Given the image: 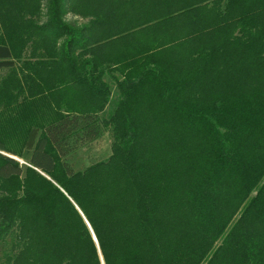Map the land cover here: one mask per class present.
<instances>
[{
    "label": "trees",
    "instance_id": "trees-1",
    "mask_svg": "<svg viewBox=\"0 0 264 264\" xmlns=\"http://www.w3.org/2000/svg\"><path fill=\"white\" fill-rule=\"evenodd\" d=\"M0 72L3 264H264V0H0Z\"/></svg>",
    "mask_w": 264,
    "mask_h": 264
},
{
    "label": "rangeland",
    "instance_id": "rangeland-1",
    "mask_svg": "<svg viewBox=\"0 0 264 264\" xmlns=\"http://www.w3.org/2000/svg\"><path fill=\"white\" fill-rule=\"evenodd\" d=\"M69 19V17H67ZM3 72H0V76ZM105 81L109 84L111 89V97L108 106L106 107L104 117H108L114 109L118 100V93L113 81L109 77H105ZM112 136L110 130H106L103 135L92 143L79 148L65 158L73 172H79L89 167L90 165L105 161L111 154ZM22 162V161H20ZM11 250V236L6 237L0 241V264H3L5 255Z\"/></svg>",
    "mask_w": 264,
    "mask_h": 264
}]
</instances>
